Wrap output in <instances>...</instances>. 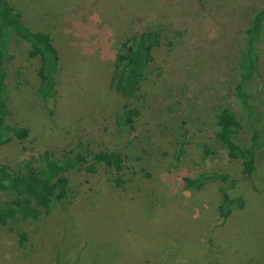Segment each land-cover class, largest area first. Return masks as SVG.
I'll list each match as a JSON object with an SVG mask.
<instances>
[{
    "label": "rangeland",
    "instance_id": "rangeland-1",
    "mask_svg": "<svg viewBox=\"0 0 264 264\" xmlns=\"http://www.w3.org/2000/svg\"><path fill=\"white\" fill-rule=\"evenodd\" d=\"M35 31L50 33L60 58L56 104L42 103L38 57L15 41L6 64L10 116L29 129L0 142V164L21 169L44 154L60 159L84 144L122 153L115 170L93 158L94 172L70 169L69 196L40 219L0 225V264H264V145L242 194L244 206L219 214L220 180L188 187L204 172L241 176L216 137V113L228 108L250 143L249 118L235 95L238 49L264 0H9ZM156 32L149 73L137 95L113 87L116 52L130 36ZM258 74L249 83L250 117L264 138V30ZM137 109L120 127L124 104ZM256 117V119H255ZM3 200V195H0ZM20 233L26 238L20 241Z\"/></svg>",
    "mask_w": 264,
    "mask_h": 264
},
{
    "label": "trees",
    "instance_id": "trees-1",
    "mask_svg": "<svg viewBox=\"0 0 264 264\" xmlns=\"http://www.w3.org/2000/svg\"><path fill=\"white\" fill-rule=\"evenodd\" d=\"M263 30L264 4L254 12L251 24L244 32L243 44L238 49L239 77L235 86V95L243 115L249 118L250 143L243 146L235 140L234 135L241 125L233 111L223 108L216 113L218 126L216 137L230 158L240 159L241 176L232 177L226 173L210 171L196 178H184L186 185L194 188H200L204 181L211 178L220 180L221 185L218 190L221 193V200L218 211L223 217L230 214L233 205L238 208L244 206L243 195H234L235 190L237 188L243 190L254 174L258 173L257 151L264 145V138L255 125L256 121L250 119L256 112L249 103L253 95L248 89L249 83L259 72L257 45ZM156 38V32L142 33L127 37L120 44L116 52L113 87L123 98L129 99L137 95L141 80L149 73L151 51ZM15 41L27 56L39 58L37 75L43 105L49 113H52L56 104L55 75L60 58L51 34L32 30L9 0H0V142H5L10 137L17 141H24L29 136L28 128L13 126L7 122L10 108L5 82L6 64ZM136 115L137 109L125 103L119 117L120 127L124 130H132L133 117ZM76 149H78L77 152L74 149L60 159L51 158L47 154L40 158H31L21 169L15 171L0 164V195H3V200H0V225H17L28 218L40 219L50 212L53 202H65L69 196L70 187L64 173L70 169L94 172L95 167L88 164L91 157L96 163L113 168L116 176L113 180L114 184L120 185L119 173L124 161L122 153L104 150L93 154L84 144L78 145ZM25 238V234L20 233V241H24ZM60 257L58 250L56 253L58 264H62Z\"/></svg>",
    "mask_w": 264,
    "mask_h": 264
}]
</instances>
